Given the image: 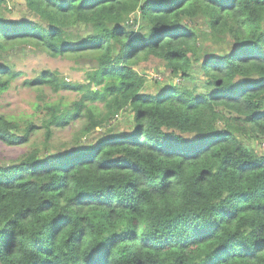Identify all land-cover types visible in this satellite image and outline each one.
I'll return each instance as SVG.
<instances>
[{"label": "trees", "instance_id": "1", "mask_svg": "<svg viewBox=\"0 0 264 264\" xmlns=\"http://www.w3.org/2000/svg\"><path fill=\"white\" fill-rule=\"evenodd\" d=\"M23 2L42 24L0 11V98L21 76L6 63L18 46L95 65L82 85L25 81L39 102L79 99L44 104L41 126L0 115V141L32 145L43 128L46 150L54 129L83 122L80 141L126 110L132 125L0 160V264H264V155L245 144L264 139V0ZM208 41L229 46L201 55ZM151 57L185 83L144 93L135 67Z\"/></svg>", "mask_w": 264, "mask_h": 264}, {"label": "rangeland", "instance_id": "2", "mask_svg": "<svg viewBox=\"0 0 264 264\" xmlns=\"http://www.w3.org/2000/svg\"><path fill=\"white\" fill-rule=\"evenodd\" d=\"M8 7V8H7ZM0 11L8 18L19 19L29 18L42 24L40 20L29 14L24 6L23 0H10L9 5L5 3L0 4ZM192 26L202 28L204 23L201 20L191 23ZM202 32H207L205 27L201 29ZM75 32V31H74ZM80 36H85L88 33L86 29L76 30ZM223 39H220L222 41ZM229 44L227 42L214 43L208 41L202 45L200 54L207 53H224ZM72 57H56L51 58L38 48L34 46H18L7 58L6 63L16 72L21 73V76L16 78L11 87L1 95L0 98V115L7 119L16 120L22 124L28 119H31L38 126L42 125L41 120L45 118L46 112L43 110L44 104H57L60 106H68L72 102L79 99V94L70 91L62 90L58 93H53L49 89L44 90V103L37 100V93L25 85V81H30L38 77L43 71H50L58 76V78L69 84H85V74L94 68V61L89 57L75 58ZM200 65L196 64L193 68L192 74L195 83L202 85V78L198 72ZM135 69L146 77V84L143 92L146 94H154L160 88L168 87L173 84H184L180 79L172 78L169 69L163 61L153 57L147 60H140ZM190 85L189 83H186ZM201 87V86H200ZM39 102V103H38ZM38 106V108L36 107ZM131 116L128 110L123 111L118 118L111 123L110 128L96 129L91 136L81 138L77 141L79 131L83 122L77 121L65 129H54L52 138L48 142L47 151L57 153L80 146H89L96 140L104 137L109 130L119 134H124L131 128ZM114 129V130H113ZM44 129L41 128L33 138L31 144L28 146H8L0 141V160L4 164L16 162L23 155L30 152L33 147L44 149ZM246 146L254 151L257 155H264V139H252L245 143ZM44 149V151H46Z\"/></svg>", "mask_w": 264, "mask_h": 264}]
</instances>
